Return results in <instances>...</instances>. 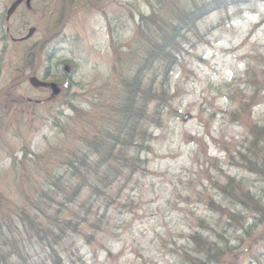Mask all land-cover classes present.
Segmentation results:
<instances>
[{"label":"rangeland","instance_id":"374dc122","mask_svg":"<svg viewBox=\"0 0 264 264\" xmlns=\"http://www.w3.org/2000/svg\"><path fill=\"white\" fill-rule=\"evenodd\" d=\"M7 1L0 0V91L17 77L22 51L29 45L14 43L5 29L17 40L33 25L15 19L5 26ZM200 1L208 0H117L104 14L82 12L68 23L55 42L54 55L37 74L44 82L48 69L46 82L56 84L60 95L46 104L49 90L23 84L0 100V215L10 216L33 245L19 264H178V251L199 220L223 229L207 204L210 198L219 201L213 187L217 179L241 180L264 201V170L240 164L238 155L247 150L250 129L264 125V0H244L227 11L228 24L209 32L222 16L211 13L198 24L201 39L185 37V53L167 80L156 82L149 137L129 152L139 162L133 161L109 189L100 186L104 197L92 198V189H86L74 205L61 208L59 220H82L78 233L53 242L30 230V223L37 220L42 229L59 211L50 201V188L41 187L48 197L39 200L36 186L44 174L60 173V163L80 145L82 128L105 122L109 106L122 98L123 83L141 66L147 46L159 38L163 21L174 10ZM151 8L159 13L152 14ZM40 36L30 41L36 43ZM64 65L70 68L67 75ZM257 79V103L241 113L238 104L241 96L248 97L246 83ZM27 98L42 104L27 106L22 117L15 100ZM251 156L260 164L264 155L254 151L247 159ZM20 212L30 222L18 218ZM229 233L231 238L239 235ZM263 246L264 236L259 242Z\"/></svg>","mask_w":264,"mask_h":264},{"label":"trees","instance_id":"16d2710c","mask_svg":"<svg viewBox=\"0 0 264 264\" xmlns=\"http://www.w3.org/2000/svg\"><path fill=\"white\" fill-rule=\"evenodd\" d=\"M242 1L244 0L194 2L189 8L174 10L175 12L171 13V19L166 18L167 20L163 21L164 28L159 38L147 46L148 49L141 61V66L123 83L125 89L122 98L117 105L109 106L108 113L107 111L105 113V122L97 127L92 125L91 128H82L79 135L80 145L76 148L72 147L69 156L65 157L63 163H60V173L49 175L50 173L46 172L41 183L36 186V191L40 193L39 200L44 199V196L48 197L46 189L42 193L41 187L50 188L49 193L53 195L50 201L59 207L56 216L52 215L50 218L54 230L48 227L50 223H43L42 229L36 223L37 220L30 223V230L36 237L39 238V233L42 232L53 242L57 239L61 242L66 233H78L82 220H78L75 224L73 221H63L61 218L59 220L58 214L61 208L74 205L86 189H92L90 190L92 198L104 197L103 192H99L100 186L109 189L133 161L139 162L129 152L132 148L142 147V143L146 142L149 137L147 125L152 124L149 105L156 101L154 93L156 82L159 79L165 82L174 63L185 53L186 36L194 40L201 39L200 36L203 35L198 32V24L206 15L211 13L222 15L216 25L208 29L211 32L223 24H228L224 23L228 18L227 11L237 8L238 3ZM251 1L253 0L246 2ZM151 9L152 14H158L160 10ZM152 17L154 18L153 15ZM247 69H249L248 66ZM45 71L47 73L48 69ZM21 72L22 68H19L16 71L17 77L10 82L19 80L22 77ZM148 80L150 81L146 82ZM248 82L245 88L248 97L241 96L239 99L238 105L241 113L246 108H250L249 104L257 103L256 99L260 93L258 88L261 84L258 79L251 84ZM255 84L257 86H254ZM15 101L17 107L21 108L22 117L24 108L27 106L37 107L42 104L41 101H32L28 98ZM49 102L53 100L46 99L45 103L49 104ZM11 103L10 101L9 105ZM158 108V105L154 106L153 112H157ZM72 111L75 112V110ZM249 137L251 140L247 143V150L243 154L238 152L239 163L243 164L245 161L252 167L261 166L259 170L262 171L264 170V156L259 161L260 164L252 161V156L251 160L247 157L254 151L264 155V125L262 127L254 125L249 131ZM230 157L233 161L235 160L234 155ZM241 169L251 172L250 167H248L249 171L243 167ZM224 179L223 181L217 179L213 184L219 201L215 202L212 198L207 199L210 212L214 214L213 217L219 218L218 223L223 229L218 231L216 228L219 225L213 228L206 220H199L196 230L190 231L186 237L185 247L178 251L180 258L178 264H243L242 259H247V264H264V246L259 247V242L264 236V201L252 194L243 181H236L229 176ZM0 216V264L22 263L24 254L26 255L33 245L31 241L25 240L24 235L22 236L13 226L10 216L3 213ZM17 217L30 222L25 212L17 213ZM25 222L21 224L26 225ZM259 230L261 232L255 234V231ZM226 233L231 235L238 233L239 235L231 238L226 236ZM258 249L261 251L257 252ZM55 262L57 263L56 256Z\"/></svg>","mask_w":264,"mask_h":264},{"label":"flooded vegetation","instance_id":"af4514ba","mask_svg":"<svg viewBox=\"0 0 264 264\" xmlns=\"http://www.w3.org/2000/svg\"><path fill=\"white\" fill-rule=\"evenodd\" d=\"M106 0H8L4 7L5 16L3 18V24L12 23V20H18L20 24L24 22L32 23V26L27 27V33L17 40L13 39L12 34L8 32V29H5V34L10 38L11 41H14L16 44L26 43L29 45L23 49V64L22 72L25 70L32 69L36 63V47L39 41L48 35L50 32L58 28L65 20L66 25L63 30L52 38L51 40L46 41L39 49V55L42 60V64L38 70H41L45 61L48 62L49 56L54 54L56 50V41L61 38L63 31L65 30L68 23L75 16H80L82 12L93 11L96 13H103L104 10L112 6L117 0H112L109 4H104ZM96 5L98 8H95ZM24 21V22H23ZM21 26V25H20ZM22 27V26H21ZM41 29V30H40ZM40 36L39 40L36 43H32V40L35 36ZM59 43V42H58ZM61 44V41H60ZM37 76V75H36ZM51 74L45 72L43 78L45 81L50 79ZM43 91L48 90L47 88L40 89Z\"/></svg>","mask_w":264,"mask_h":264},{"label":"water","instance_id":"95a60500","mask_svg":"<svg viewBox=\"0 0 264 264\" xmlns=\"http://www.w3.org/2000/svg\"><path fill=\"white\" fill-rule=\"evenodd\" d=\"M111 1L112 0H106L104 4H108ZM94 6H95V8H98L96 5H94ZM65 23H66V19L64 20V22L58 28H56L55 30L50 32L48 35H46L45 37H43L39 41V43L37 44V47H36V63H35V66H34L33 70L28 72V73H25L20 80L15 81L13 83H10L3 90H1L0 91V99L3 98L11 89H13V88L25 83V82H28L29 85L32 88H45V87H48L51 90V96L52 97H56V96L59 95L60 90L57 88V86L55 84L51 83V84L46 85V83L41 82L40 80H38L35 77V73L37 72V70L39 69V67L41 65V58H40V55H39L40 47L46 41H48V40L54 38L56 35H58L61 32V30L63 29ZM64 72H66V73L69 72V67L68 66L64 67Z\"/></svg>","mask_w":264,"mask_h":264}]
</instances>
